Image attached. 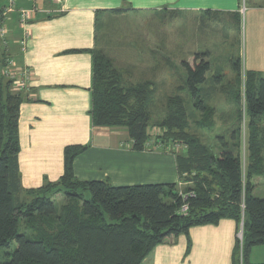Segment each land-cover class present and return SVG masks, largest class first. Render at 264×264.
<instances>
[{
    "label": "trees",
    "instance_id": "1",
    "mask_svg": "<svg viewBox=\"0 0 264 264\" xmlns=\"http://www.w3.org/2000/svg\"><path fill=\"white\" fill-rule=\"evenodd\" d=\"M232 16L240 21L239 12ZM209 56L208 51L199 52L193 63H182L186 89L202 116L197 122L203 126L210 121L207 126L212 128L217 108L208 103L203 86L211 70ZM233 69L237 82L227 91L229 114L239 123L243 114L248 120L245 180L239 128L232 129L229 140L222 139L220 151L214 152L188 131L189 114L179 95L169 96L165 116L153 121L154 84L125 82L113 61L94 50L93 125L126 129L138 151L148 148L152 138L184 147V152L175 153L179 177L187 183L182 193L174 183L113 186L107 180L81 181L73 162L86 150L83 145L66 147L58 181L23 189L18 120L24 97L12 90L10 80L4 82L0 70V251H6L0 264H141L156 245L223 218L244 224L242 264H264L249 260L251 249L264 244V197L254 193V178L264 174V76L245 72L242 98L240 57ZM214 78L219 83V76ZM151 125L161 132L150 135ZM59 193L66 198L60 209L54 198ZM184 203L189 205L187 214L180 212ZM235 255L240 264L239 239Z\"/></svg>",
    "mask_w": 264,
    "mask_h": 264
},
{
    "label": "crops",
    "instance_id": "2",
    "mask_svg": "<svg viewBox=\"0 0 264 264\" xmlns=\"http://www.w3.org/2000/svg\"><path fill=\"white\" fill-rule=\"evenodd\" d=\"M21 9L31 10L25 26L20 18ZM238 12L240 21L236 22L232 15ZM180 13L190 14L197 21L200 17L203 26L220 32L225 42L233 44L236 39L238 45L242 43V72L254 71L264 76V0H249L245 6L242 0H0V29L6 30L4 35L0 34L1 77L4 82H12L6 75L8 58L30 73L25 89L16 90L11 84L12 90L24 97L18 120L23 189L58 181L64 173L66 147L83 145L86 150L73 162L74 174L81 181L107 180L113 186L174 183L180 193L185 190L187 183L180 179L176 162L179 145L162 144L152 138L148 148L135 150L126 129L94 126L90 113L99 21L136 15L139 29L155 41L164 35L162 20L157 16ZM198 29L202 31L190 24L192 36L199 33ZM153 45L141 42L132 56L160 57L162 41ZM190 47L194 52L198 49L211 53L206 46ZM105 54L125 82L149 81L156 88L155 78L133 76L130 68L124 71ZM147 67L151 76L156 74V63ZM148 132L154 136L161 129L151 125ZM238 230L232 218L193 226L188 234L156 245L141 264H239L235 255ZM249 260L264 263V244L251 249Z\"/></svg>",
    "mask_w": 264,
    "mask_h": 264
},
{
    "label": "rangeland",
    "instance_id": "3",
    "mask_svg": "<svg viewBox=\"0 0 264 264\" xmlns=\"http://www.w3.org/2000/svg\"><path fill=\"white\" fill-rule=\"evenodd\" d=\"M249 3V0H242V6ZM161 18L162 39L152 40L147 38L141 31L139 25V17L136 15H121L115 21L108 22L107 19H102L98 23V34L96 36V50L107 53L124 71L128 72L130 68L133 76L156 79V88L153 95V101L150 105L151 117L154 119L164 117L167 110V99L170 95L181 96L180 102L185 106L189 114L190 127L188 128L191 134L199 136L214 152L218 153L221 149L222 139L229 140L231 130L239 128L240 131V157L242 161L244 180L247 172L248 156V120L242 115L241 123L229 113H231L232 104L228 101L227 91L231 87H236L237 75L233 69V64L237 58L243 59L242 43L236 39L233 44L229 41L225 42L220 32H213L211 26H203L200 17L198 21L190 16V14L180 13L169 16H157ZM215 22H213L214 24ZM190 24L192 27L199 26V33L191 35ZM202 25V26H201ZM217 25V24H214ZM166 32V34H165ZM215 33V34H214ZM191 37V39H190ZM229 40V38H228ZM242 40V38H241ZM162 41L163 54L155 58L150 57H135L131 52L138 50L141 42L144 45H151L153 42ZM146 42V43H145ZM148 43V44H147ZM190 43H193L199 48L209 47L211 53L209 60L211 61V70L207 73L208 81L203 85L205 88L206 97L209 96L208 103L215 106L217 109L213 114V126H207L210 121H205L206 124L200 126L198 119L201 118V113L194 108L193 100L189 95L185 86L186 68L183 66V61L193 63L195 54L202 52L198 49L191 48ZM144 50V49H140ZM146 51V50H145ZM194 52V53H193ZM204 52V50H203ZM175 53L177 55H175ZM161 63L159 64V62ZM157 64L156 74H150L147 65ZM242 66V65H241ZM243 68V67H242ZM162 71V72H161ZM126 76L128 73H126ZM147 72V73H143ZM215 76H219V83L213 82ZM171 82V83H170ZM171 85H173L171 87ZM177 85V87H176ZM242 98L244 92V73L242 72ZM232 90V89H231ZM208 91V92H207ZM243 101V99H242ZM243 106V105H242ZM243 109V108H242ZM224 137V138H221ZM184 147L179 145V151L184 152ZM256 184L254 193L259 197H264V174L254 178ZM55 202L58 209L66 202L63 193L57 194ZM16 244L13 243L11 248ZM9 248V250H11ZM5 249L0 251V262L4 260Z\"/></svg>",
    "mask_w": 264,
    "mask_h": 264
},
{
    "label": "built area",
    "instance_id": "4",
    "mask_svg": "<svg viewBox=\"0 0 264 264\" xmlns=\"http://www.w3.org/2000/svg\"><path fill=\"white\" fill-rule=\"evenodd\" d=\"M33 2H36L38 0H32ZM11 8V7H10ZM12 10V8H11ZM31 10L29 9H21L20 11V18L22 20L23 26L26 25L27 20L29 18V13ZM6 33L5 28L0 29V34L4 35ZM26 37L22 40V44L24 45L26 42ZM6 68H7V76L12 80L13 84L16 87V90H22L25 89L28 85V79H29V71L26 68H20L17 67L15 61L11 58L6 59ZM147 145H149L147 143ZM192 194V193H190ZM184 197H187V194L184 195ZM189 211V205L187 203H184L182 207L180 208V212L182 214H187ZM243 222L240 223L239 230H238V239L240 240V258H241V264H242V243H243Z\"/></svg>",
    "mask_w": 264,
    "mask_h": 264
}]
</instances>
